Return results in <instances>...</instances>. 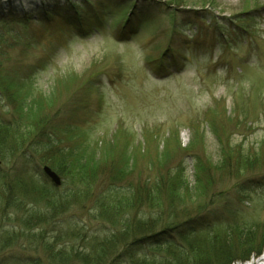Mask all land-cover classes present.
<instances>
[{
    "label": "rangeland",
    "instance_id": "374dc122",
    "mask_svg": "<svg viewBox=\"0 0 264 264\" xmlns=\"http://www.w3.org/2000/svg\"><path fill=\"white\" fill-rule=\"evenodd\" d=\"M0 60L1 80L31 92L28 109L50 118L57 147L102 168L93 195L115 177L117 186L170 185L182 168L190 191L209 182L217 200L205 214L264 231V0H0ZM1 94L0 114L19 118ZM37 158L34 174L48 165ZM73 200L51 225L64 237L46 236L48 245L73 237L67 223L108 225L89 213L93 199L85 210ZM34 240L36 251L23 238L0 247V264H47Z\"/></svg>",
    "mask_w": 264,
    "mask_h": 264
},
{
    "label": "trees",
    "instance_id": "16d2710c",
    "mask_svg": "<svg viewBox=\"0 0 264 264\" xmlns=\"http://www.w3.org/2000/svg\"><path fill=\"white\" fill-rule=\"evenodd\" d=\"M16 22L23 24L25 19ZM0 82L4 85L0 87L4 94L1 96L11 105L17 103L15 111L19 117L5 120L0 114V162L13 163L16 168L14 174L0 169L1 250L15 246L23 238L20 246L36 251L38 248L29 244L40 237L47 264H233L263 252L264 231L258 235L253 226L233 227L220 222L222 214L218 217L204 213L217 200L208 194L209 182L190 191L182 168L166 175L170 185L156 181L152 186L148 182L135 188L121 183L117 186L115 182L122 179L115 177L102 192L93 195L102 168L83 152L57 147L55 131L49 128L50 118L28 109L31 92L20 81L1 80L0 75ZM39 155L62 177L61 188L52 186L42 172L34 174L32 165ZM197 171L207 169L200 167ZM199 178L197 175L198 181ZM71 198L84 210L88 205L82 203L93 199L89 213L94 212L108 225L103 224L101 231L94 232L73 221L66 224L73 236L70 240L63 238L48 245L46 236L59 239L67 231H53L51 225L72 207L69 204L74 205L61 206ZM224 202V211L229 213L232 206ZM193 204L195 210L189 207ZM234 213H239V209H234ZM60 226L65 228L64 224H57ZM26 264L42 263L31 259Z\"/></svg>",
    "mask_w": 264,
    "mask_h": 264
},
{
    "label": "water",
    "instance_id": "95a60500",
    "mask_svg": "<svg viewBox=\"0 0 264 264\" xmlns=\"http://www.w3.org/2000/svg\"><path fill=\"white\" fill-rule=\"evenodd\" d=\"M45 175L51 180V182L56 186L59 187L62 184L60 177L48 166L44 167Z\"/></svg>",
    "mask_w": 264,
    "mask_h": 264
},
{
    "label": "bare ground",
    "instance_id": "6f19581e",
    "mask_svg": "<svg viewBox=\"0 0 264 264\" xmlns=\"http://www.w3.org/2000/svg\"><path fill=\"white\" fill-rule=\"evenodd\" d=\"M257 264H264V254L262 257L258 260Z\"/></svg>",
    "mask_w": 264,
    "mask_h": 264
}]
</instances>
